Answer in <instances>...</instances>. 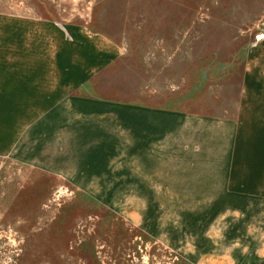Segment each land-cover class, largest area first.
Returning <instances> with one entry per match:
<instances>
[{
  "label": "rangeland",
  "instance_id": "374dc122",
  "mask_svg": "<svg viewBox=\"0 0 264 264\" xmlns=\"http://www.w3.org/2000/svg\"><path fill=\"white\" fill-rule=\"evenodd\" d=\"M14 18L77 25L115 62L94 91L104 62L76 48L82 85L0 158V264H264V0H0ZM248 56L222 185L142 174L137 120L160 115L139 106L232 111Z\"/></svg>",
  "mask_w": 264,
  "mask_h": 264
},
{
  "label": "crops",
  "instance_id": "0c3cea01",
  "mask_svg": "<svg viewBox=\"0 0 264 264\" xmlns=\"http://www.w3.org/2000/svg\"><path fill=\"white\" fill-rule=\"evenodd\" d=\"M21 19L0 23V158L15 156L12 153L20 137L42 123L49 111L58 108L59 94L65 89L70 94L77 87L81 58L76 48L86 52L92 49L91 59L104 62L87 78L94 91H97V77L115 62H106L112 55L111 48H97L94 36L77 25L63 27L46 18ZM260 45H264V41ZM250 57L238 72L239 93L237 106L232 111L216 114L202 109L198 112L147 104L139 106L141 112L160 115L151 120H137V144L142 142L143 151L137 148L136 159L142 174L147 170L152 176L167 174L171 183L172 176L175 179L181 169L177 167L180 163L183 186L222 185L224 175L230 173L238 157L235 155L250 77ZM161 114L167 119L160 118ZM144 143L149 153L144 154Z\"/></svg>",
  "mask_w": 264,
  "mask_h": 264
}]
</instances>
